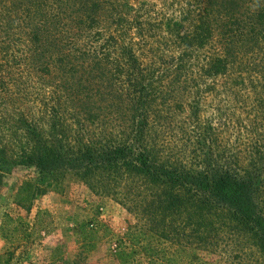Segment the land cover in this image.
<instances>
[{"label": "trees", "instance_id": "trees-1", "mask_svg": "<svg viewBox=\"0 0 264 264\" xmlns=\"http://www.w3.org/2000/svg\"><path fill=\"white\" fill-rule=\"evenodd\" d=\"M102 3L0 0V170L33 171L35 182L22 181L31 195L61 191L67 175L94 193L128 187L144 225L125 234L148 264H211L198 251L224 232L264 257L262 156L241 168L204 151L189 165L149 139L154 117L181 105L194 53L217 45L199 73L216 77L264 51V0H204L193 30L167 26L179 55L156 61L133 50L136 36L145 43L141 23L116 8L103 22Z\"/></svg>", "mask_w": 264, "mask_h": 264}, {"label": "rangeland", "instance_id": "rangeland-1", "mask_svg": "<svg viewBox=\"0 0 264 264\" xmlns=\"http://www.w3.org/2000/svg\"><path fill=\"white\" fill-rule=\"evenodd\" d=\"M203 1L102 0L103 22L110 21L116 8L124 12L125 22L141 23L145 43L140 45L136 36L133 50L139 59L156 61L179 55L167 26L180 34L193 30ZM216 46L212 42L193 54L189 73L194 80L177 94L180 106L154 117L149 139L170 161L198 164L204 151H213L245 168L256 154L264 159V51L243 54L227 76L199 75ZM26 180L35 182L33 171L0 170V264H148L125 234H136L144 225L128 187L94 193L67 175L60 179L61 191L31 195L22 184ZM143 236L149 239L147 233ZM198 252L211 264H264L256 247L227 232L212 252Z\"/></svg>", "mask_w": 264, "mask_h": 264}]
</instances>
